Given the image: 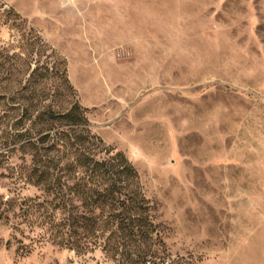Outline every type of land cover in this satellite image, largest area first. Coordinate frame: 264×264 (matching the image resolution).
<instances>
[{
	"label": "rangeland",
	"instance_id": "374dc122",
	"mask_svg": "<svg viewBox=\"0 0 264 264\" xmlns=\"http://www.w3.org/2000/svg\"><path fill=\"white\" fill-rule=\"evenodd\" d=\"M9 9L0 49L19 50L15 11L55 50L41 60L65 61L72 88L55 70L48 95L78 101L133 162L167 251L264 264V0H0ZM30 165L0 144V264H115L57 245L26 213L43 194Z\"/></svg>",
	"mask_w": 264,
	"mask_h": 264
},
{
	"label": "trees",
	"instance_id": "16d2710c",
	"mask_svg": "<svg viewBox=\"0 0 264 264\" xmlns=\"http://www.w3.org/2000/svg\"><path fill=\"white\" fill-rule=\"evenodd\" d=\"M9 20L19 50L0 49V78L9 81L0 90V144L30 155L28 177L43 194L23 202L26 213L54 243L76 253L100 248L115 264H191L164 246L157 208L133 162L92 131L78 101L61 108L48 95L41 78L55 70L71 90L65 61L57 60L59 68L42 61L41 54L52 57L55 50L19 13Z\"/></svg>",
	"mask_w": 264,
	"mask_h": 264
}]
</instances>
